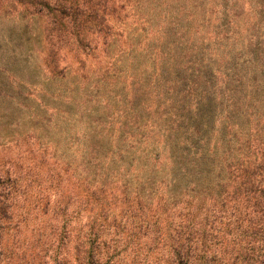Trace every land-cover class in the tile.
I'll return each mask as SVG.
<instances>
[{
  "label": "trees",
  "instance_id": "1",
  "mask_svg": "<svg viewBox=\"0 0 264 264\" xmlns=\"http://www.w3.org/2000/svg\"><path fill=\"white\" fill-rule=\"evenodd\" d=\"M20 5L59 31L80 28L76 0ZM247 71L253 76L238 83L244 89L223 111L219 130L213 94L193 85L170 100L169 118L158 125L165 156L146 146L116 162L84 159L98 172L82 174L77 194L61 188L68 159L31 152L27 130L5 125L11 133H0V264H264V85L254 67ZM42 112L45 106L28 123L44 120ZM24 143L25 152L16 150ZM33 214L42 220L30 224Z\"/></svg>",
  "mask_w": 264,
  "mask_h": 264
},
{
  "label": "rangeland",
  "instance_id": "2",
  "mask_svg": "<svg viewBox=\"0 0 264 264\" xmlns=\"http://www.w3.org/2000/svg\"><path fill=\"white\" fill-rule=\"evenodd\" d=\"M25 1L0 0V133L12 123L31 152L68 159L61 188L73 194L82 174L98 172L84 159L116 162L146 146L165 156L158 125L193 85L213 94L216 130L253 76L247 68L264 85V0H76L80 28L61 31L24 13ZM44 106V120L28 123ZM34 216L30 224L42 220Z\"/></svg>",
  "mask_w": 264,
  "mask_h": 264
}]
</instances>
